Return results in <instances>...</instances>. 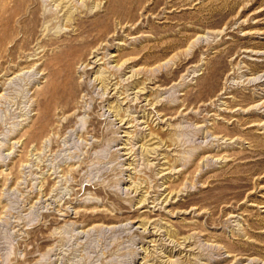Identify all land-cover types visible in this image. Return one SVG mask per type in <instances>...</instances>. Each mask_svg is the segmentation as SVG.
<instances>
[{"label":"rangeland","instance_id":"obj_1","mask_svg":"<svg viewBox=\"0 0 264 264\" xmlns=\"http://www.w3.org/2000/svg\"><path fill=\"white\" fill-rule=\"evenodd\" d=\"M109 1L2 34L0 264H264V0Z\"/></svg>","mask_w":264,"mask_h":264},{"label":"bare ground","instance_id":"obj_2","mask_svg":"<svg viewBox=\"0 0 264 264\" xmlns=\"http://www.w3.org/2000/svg\"><path fill=\"white\" fill-rule=\"evenodd\" d=\"M31 0H0V42L3 41V37L2 34L3 32L10 28L12 20L14 18V10L16 7H25V5L27 6V3L30 2ZM113 6H118L120 9L122 10H129L128 12V20L134 21L135 19H137V14L135 15L134 11H136L139 6L136 5V2H133L132 0H110L109 1V7H113ZM13 10V12H12ZM14 13V14H13ZM26 13H28V9L26 10ZM109 15L110 10H108L107 12ZM16 15V14H15ZM26 15V14H24ZM38 16V15H37ZM36 17V10L35 8L31 9L29 11L28 16H26V19H24V23H25V27H26V32L29 33V35L31 34L33 28H32V24L34 23L35 20H37ZM23 18V17H22ZM25 18V16H24ZM70 20V19H69ZM68 20V21H69ZM20 22H23L20 21ZM103 28L105 29L104 33L105 34L108 30V27L105 23H103ZM100 26V25H99ZM102 26V25H101ZM23 27V26H22ZM21 27V28H22ZM100 28V27H99ZM24 29V28H23ZM94 30V29H93ZM10 31V30H9ZM25 33V32H24ZM90 33V32H89ZM97 33V32H96ZM6 34V33H4ZM3 34V35H4ZM34 35V34H33ZM92 35V34H91ZM99 35V34H98ZM28 36V35H27ZM90 36V35H89ZM93 36V35H92ZM100 36V35H99ZM6 37V36H5ZM4 37V38H5ZM25 37V36H24ZM86 37V36H85ZM84 37V38H85ZM92 38V37H91ZM94 38V37H93ZM88 39V38H87ZM82 40L81 42H77L76 44L73 42L67 43L66 45V49H64L63 51H61L60 54V60L58 59L57 63L55 65H53V71H54V77H55V81L58 83L59 86L58 90H60V93L63 96H70L71 98H74L77 94V90L76 87L79 88L81 87V85H78L77 83H75L73 81L72 78V72L74 69L75 64V60L73 59V57L75 55H77V52H79L80 50H84L83 48H85V53L92 55L95 54L96 52L91 51L92 49H88L90 44H95L96 41H89V40ZM97 39V38H96ZM6 40V38H5ZM75 40V38L73 39ZM98 40V39H97ZM104 41V40H103ZM76 42V40H75ZM23 43V42H22ZM99 44V43H98ZM98 46V45H97ZM101 49V46H99ZM15 49V48H14ZM88 49V50H87ZM94 49V48H93ZM96 51V50H95ZM8 52V51H7ZM81 52V51H80ZM82 53V52H81ZM84 53V54H85ZM79 54V53H78ZM14 56V55H13ZM57 56V55H56ZM87 57V56H86ZM105 57V56H103ZM96 58V56L94 57ZM102 58V57H100ZM57 59V57H56ZM84 59V58H83ZM82 59V60H83ZM81 60V61H82ZM102 60V59H101ZM97 63V62H96ZM94 62V65L96 64ZM87 68V67H86ZM84 70V69H83ZM113 75V74H112ZM120 75V74H119ZM104 77V76H103ZM117 77V76H116ZM104 79V78H103ZM98 81V80H97ZM102 81V80H100ZM56 83V85H57ZM103 83V82H101ZM103 86V85H102ZM105 87V86H104ZM55 94V93H54ZM69 103V102H68ZM263 108V107H262ZM122 120H120L121 122ZM252 196V195H250ZM219 239H223L222 237H219ZM190 239L188 237L183 238V241L181 243L177 242L176 246L182 247L187 246L186 243L190 244ZM183 246V247H184ZM178 247V248H179ZM188 248V247H187ZM183 251H185V249L183 248ZM230 255V254H229ZM187 256V255H186ZM227 257V256H226ZM225 258V257H224ZM223 258V259H224ZM231 258V257H229ZM169 260V259H168ZM181 263V262H180ZM179 263V264H180ZM189 264V261L187 262ZM168 264H173L171 262H168ZM182 264V263H181Z\"/></svg>","mask_w":264,"mask_h":264}]
</instances>
